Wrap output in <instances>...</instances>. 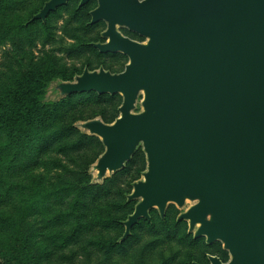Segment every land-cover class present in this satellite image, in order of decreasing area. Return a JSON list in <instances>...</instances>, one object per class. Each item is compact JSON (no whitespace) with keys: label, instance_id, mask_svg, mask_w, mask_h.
Instances as JSON below:
<instances>
[{"label":"water","instance_id":"1","mask_svg":"<svg viewBox=\"0 0 264 264\" xmlns=\"http://www.w3.org/2000/svg\"><path fill=\"white\" fill-rule=\"evenodd\" d=\"M70 0H49L31 21L47 18ZM91 0H81L80 7ZM91 23L104 21L101 53H121V73L85 69L58 81L62 98L120 94V116L82 123L105 152L97 180L122 170L142 145L139 200L124 222L127 239L140 220L170 204L194 202L179 221L195 238L221 242L230 260L209 264H264V0H97ZM119 28L146 38L124 36ZM143 94V111L134 113Z\"/></svg>","mask_w":264,"mask_h":264},{"label":"rangeland","instance_id":"2","mask_svg":"<svg viewBox=\"0 0 264 264\" xmlns=\"http://www.w3.org/2000/svg\"><path fill=\"white\" fill-rule=\"evenodd\" d=\"M47 1L0 0V102L19 90L22 77L57 72L73 81L85 69L118 73L129 62L121 53L94 47L107 41V24L90 19L97 0L84 7L81 0L70 1L47 27L30 24ZM119 31L147 41L126 28ZM58 81L45 98L60 104L57 109L34 126L0 131V217L16 224L0 226V264H209L210 255L228 262L221 242L208 245L195 238L188 221H179L194 206L191 201L170 204L164 220L153 209V221H140L123 239L124 222L139 203L129 196L147 171L144 148L122 170L97 180L93 167L105 147L80 125L93 119L113 124L123 97L77 94L62 102ZM142 101L143 94L134 113L143 111Z\"/></svg>","mask_w":264,"mask_h":264},{"label":"trees","instance_id":"3","mask_svg":"<svg viewBox=\"0 0 264 264\" xmlns=\"http://www.w3.org/2000/svg\"><path fill=\"white\" fill-rule=\"evenodd\" d=\"M70 1H72V0H70ZM67 5H65V6H67ZM65 6L59 7L56 12L51 13L49 15V17L47 18L46 23H44L41 20H36V21H31L30 24L36 23L37 21H40L45 27H47L51 16L54 15L55 13H57L61 8L65 7ZM94 44H97V43H93V45ZM89 71H93V70H89ZM121 72H123V71H121ZM121 72H118V73H121ZM81 74H79V76ZM114 74H117V73H114ZM58 80H60L62 82H72V80L71 81L64 80L63 77L57 72H49L47 74H38V75H31L30 77L19 78L16 81L17 85L19 87V90H17V92L14 94L13 93L9 94L8 96H6V98L4 100H2V102H0V131H2L4 129H12L13 130L19 126H34L35 124L38 123L39 120H41L43 118L44 115H46L47 113H52L55 109H57V107L60 104L53 103V102H45V98H46L47 89L50 87V85L52 83H54ZM91 93L97 94L96 92H91ZM85 94H90V93H85ZM75 95H77V94H72V95H69L67 97L62 98L63 99L62 102H66L67 100H70ZM97 95L99 97L105 96V95H99V94H97ZM106 95H108V94H106ZM114 96H112V97H114ZM101 120L104 123H106L103 119H101ZM70 128L72 130H74V132L77 133L76 128H74L72 126ZM157 215L159 216L160 219H162V220L165 219V218L163 219L160 216L159 212H157ZM144 220L145 219H142L140 221H144ZM147 221L148 222L153 221L151 213H150V220H147ZM2 224H9L13 228L16 227V224L12 220H9L8 218H4L3 216L0 217V226ZM0 230H1V227H0ZM132 231H133V229H132ZM14 232L16 235L18 234L17 230H15V229H14ZM0 234H1V232H0ZM199 239H205V238L202 237ZM19 252H21V251H19ZM21 253H24V252H21ZM222 262L226 263V261H223V260H222Z\"/></svg>","mask_w":264,"mask_h":264}]
</instances>
